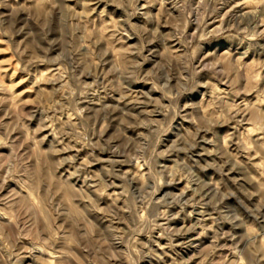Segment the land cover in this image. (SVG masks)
Returning <instances> with one entry per match:
<instances>
[{
    "label": "rangeland",
    "instance_id": "1",
    "mask_svg": "<svg viewBox=\"0 0 264 264\" xmlns=\"http://www.w3.org/2000/svg\"><path fill=\"white\" fill-rule=\"evenodd\" d=\"M0 264H264V0H0Z\"/></svg>",
    "mask_w": 264,
    "mask_h": 264
}]
</instances>
